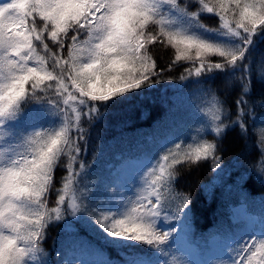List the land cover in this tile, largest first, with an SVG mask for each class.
I'll use <instances>...</instances> for the list:
<instances>
[{"label": "snow or ice", "instance_id": "1", "mask_svg": "<svg viewBox=\"0 0 264 264\" xmlns=\"http://www.w3.org/2000/svg\"><path fill=\"white\" fill-rule=\"evenodd\" d=\"M206 15L218 27L205 24ZM258 41L264 0H0V264H114L109 256L69 260L59 247L54 259L45 246L52 227L72 247L91 248L81 229L97 234L101 247L119 250V264H191L171 254L175 225L192 212L191 197L176 186L183 171L203 162L221 168L229 131L239 128L247 138L249 96L256 81L264 85V65L250 61ZM157 44L176 50L166 68L151 54ZM180 60L188 66L179 80L208 104L197 111L208 117L215 142L202 138L185 149L177 136L155 155L124 159L121 165L140 164L138 175L97 197L103 150L94 146L93 130L114 105L161 83ZM216 79L225 90L234 82L239 89L235 119L211 86ZM255 164L264 181V148ZM89 176H98L95 190L81 191ZM259 224L258 238L238 224L219 264H264V216Z\"/></svg>", "mask_w": 264, "mask_h": 264}, {"label": "trees", "instance_id": "2", "mask_svg": "<svg viewBox=\"0 0 264 264\" xmlns=\"http://www.w3.org/2000/svg\"><path fill=\"white\" fill-rule=\"evenodd\" d=\"M203 22L210 27H218L217 19L206 15ZM151 54L157 67H167L175 60L176 50L169 44L150 45ZM219 60L218 57H211ZM254 66L264 65V41H258L250 57ZM188 62L176 61L172 70L165 71L164 79L153 88L144 90L139 96L127 102L114 105L103 124L93 132L94 146L103 152L96 172L101 177V185L96 190L97 197L109 195V188H126L138 175L140 164L132 162L121 165L124 159H131L141 152L155 155L160 144L177 136L182 138V148L193 147L206 138L215 142L209 134L208 117H201L197 111H204L208 104L199 96L190 82H181L179 76ZM224 81L216 79L211 86L218 97L225 101L235 119L234 101L239 89L234 82L225 90ZM252 105L247 117V138L240 135L239 128L227 133L223 140L221 168L213 169L211 162H203L199 167L183 171L179 177L177 191L191 197V216L187 222H177L176 238L171 254L189 260L191 264H219L223 257L226 237L239 231L237 225L252 229V234L260 235L259 220L264 216V181L255 171V162L260 159V149L264 148V85L256 81L249 96ZM204 123H201V120ZM92 159L91 153L86 162ZM64 173L57 171L56 179ZM98 176H89L80 184L81 191L94 186ZM49 206H54V197ZM104 201L100 206L105 207ZM167 227V226H165ZM81 238L91 248L72 247L60 227L50 228L46 249L59 259L56 249L69 260L101 261L106 256L119 264V250L101 247L100 237L80 230ZM244 235L243 232H241ZM247 238V236H245ZM63 241V245L57 242ZM147 258V257H145ZM153 260L155 256L151 257ZM170 258V257H169Z\"/></svg>", "mask_w": 264, "mask_h": 264}, {"label": "rangeland", "instance_id": "3", "mask_svg": "<svg viewBox=\"0 0 264 264\" xmlns=\"http://www.w3.org/2000/svg\"><path fill=\"white\" fill-rule=\"evenodd\" d=\"M254 237L258 238V233L254 234Z\"/></svg>", "mask_w": 264, "mask_h": 264}]
</instances>
